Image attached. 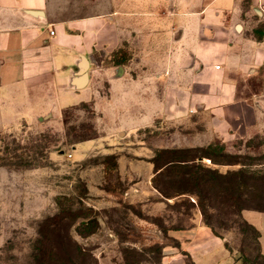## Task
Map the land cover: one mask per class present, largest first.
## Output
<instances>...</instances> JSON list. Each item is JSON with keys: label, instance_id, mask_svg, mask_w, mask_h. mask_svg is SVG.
Returning <instances> with one entry per match:
<instances>
[{"label": "rangeland", "instance_id": "374dc122", "mask_svg": "<svg viewBox=\"0 0 264 264\" xmlns=\"http://www.w3.org/2000/svg\"><path fill=\"white\" fill-rule=\"evenodd\" d=\"M245 86L264 89L260 80ZM123 116L121 105L101 114L91 100L61 125L0 131V264H163L182 253L178 235L206 222L238 264H264L240 215L264 208V132L225 140L207 108L151 115L141 128Z\"/></svg>", "mask_w": 264, "mask_h": 264}, {"label": "crops", "instance_id": "0c3cea01", "mask_svg": "<svg viewBox=\"0 0 264 264\" xmlns=\"http://www.w3.org/2000/svg\"><path fill=\"white\" fill-rule=\"evenodd\" d=\"M195 2L0 0V131L61 125L67 110L92 100L101 114L121 105L129 128L207 108L225 140L264 132V89L244 88L264 83V0ZM122 48L128 55L119 60ZM242 217L260 232L264 255V211ZM178 238L182 253L163 264H238L227 239L204 223Z\"/></svg>", "mask_w": 264, "mask_h": 264}, {"label": "trees", "instance_id": "16d2710c", "mask_svg": "<svg viewBox=\"0 0 264 264\" xmlns=\"http://www.w3.org/2000/svg\"><path fill=\"white\" fill-rule=\"evenodd\" d=\"M108 159H112L113 160V162L115 161V159H116V157L115 156H111V157H109ZM170 163V164H169ZM168 164H165V165H167V166H171V165H174L175 164V162H173V161H171V162H169ZM114 165H116L117 166V163L116 162H114ZM164 165V166H165ZM164 166H162V165H157V170H160V172L159 173H161V172H163L164 171ZM166 166V167H167ZM207 171H209L210 173H214L216 176H220L221 174L217 171V172H214V171H212V170H210V169H208ZM203 182H206L204 179H203ZM155 184H156V188L163 194V195H165L166 197H170L169 195V193L168 192H166L165 190H163V189H161L160 188V186H159V183H158V181H157V179H155ZM195 195H197L198 197H200V194L199 193H195ZM240 198H241V196H240ZM200 206V209L202 210V212H204V206H203V204H200L199 205ZM244 209H255V210H259V211H264V208H255V207H247V206H244V207H241V212H240V215H241V217H242V211L244 210ZM88 219H90L91 220V218L90 217H88ZM242 219H243V217H242ZM244 220V219H243ZM246 223H248L246 220H244ZM206 225H208V226H210L211 228H212V230L214 231V233L216 234V235H218V236H222V235H220V234H218L215 230H214V228L211 226V224H209L208 222H206L205 223ZM249 224V223H248ZM252 228H253V230L255 231V234H256V241H257V245H258V249H259V256L262 258V257H264V255L261 253V250H260V245H259V241H258V239H259V237H260V232L254 227V226H252L251 224H249ZM223 237V236H222ZM227 244H228V242H227ZM180 246V245H179ZM237 257V256H236ZM237 259H238V263L241 261V258L240 257H237ZM255 264V263H254Z\"/></svg>", "mask_w": 264, "mask_h": 264}, {"label": "water", "instance_id": "95a60500", "mask_svg": "<svg viewBox=\"0 0 264 264\" xmlns=\"http://www.w3.org/2000/svg\"><path fill=\"white\" fill-rule=\"evenodd\" d=\"M87 81H88V74H87L86 70L84 69L82 72L81 78L78 80L80 87L85 86Z\"/></svg>", "mask_w": 264, "mask_h": 264}, {"label": "built area", "instance_id": "2783aa9c", "mask_svg": "<svg viewBox=\"0 0 264 264\" xmlns=\"http://www.w3.org/2000/svg\"><path fill=\"white\" fill-rule=\"evenodd\" d=\"M51 33L54 34V30H51ZM219 68V66H217Z\"/></svg>", "mask_w": 264, "mask_h": 264}]
</instances>
